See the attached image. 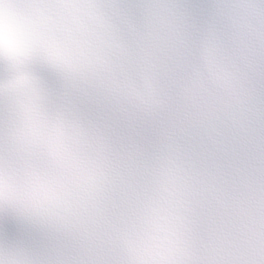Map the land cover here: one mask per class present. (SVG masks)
<instances>
[{"label": "snow or ice", "instance_id": "6c2138e0", "mask_svg": "<svg viewBox=\"0 0 264 264\" xmlns=\"http://www.w3.org/2000/svg\"><path fill=\"white\" fill-rule=\"evenodd\" d=\"M0 264H264V0H0Z\"/></svg>", "mask_w": 264, "mask_h": 264}]
</instances>
